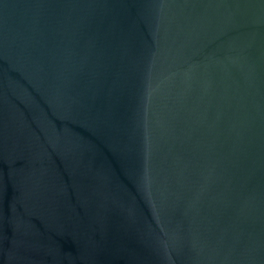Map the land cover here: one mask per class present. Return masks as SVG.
<instances>
[{
	"label": "water",
	"instance_id": "obj_1",
	"mask_svg": "<svg viewBox=\"0 0 264 264\" xmlns=\"http://www.w3.org/2000/svg\"><path fill=\"white\" fill-rule=\"evenodd\" d=\"M0 264H264V0H0Z\"/></svg>",
	"mask_w": 264,
	"mask_h": 264
}]
</instances>
